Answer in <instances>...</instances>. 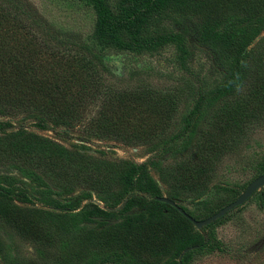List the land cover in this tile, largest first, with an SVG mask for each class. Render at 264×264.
Here are the masks:
<instances>
[{
    "label": "trees",
    "instance_id": "trees-1",
    "mask_svg": "<svg viewBox=\"0 0 264 264\" xmlns=\"http://www.w3.org/2000/svg\"><path fill=\"white\" fill-rule=\"evenodd\" d=\"M91 1L97 13L94 39L129 50L154 49L168 38L178 42L186 29L165 35L149 30L155 14L175 9L191 21L197 41L219 63L230 58L221 84L198 91L193 108L177 116L164 98L171 91L148 74L118 79L88 44L58 37L16 0H0V165L41 172L68 191L105 194L114 203L123 201L121 210L142 208L118 222L102 221L88 229L85 243L99 262L116 256L127 264H158L163 255L177 263L186 248L207 246L201 231L212 222L196 228L176 207L155 197L163 195L161 184L177 203L200 197L215 181L221 162L264 128V51L251 46L249 34L235 42L231 34L219 32L230 14L242 16L245 30L264 27V0H120L117 12L108 0ZM11 120L21 121L19 129L7 131ZM25 120L62 134L70 143L98 140L144 147L154 154L134 163L82 153L74 143L63 146L25 129ZM177 121L184 126L174 131ZM168 158L176 161L169 170L163 167ZM11 194L28 198L20 190L0 187V224L49 254L53 232L33 210L15 204ZM225 204L223 200L215 208ZM91 211L106 213L95 204ZM85 257L77 251L56 261L83 264L89 261ZM25 264L46 262L30 258Z\"/></svg>",
    "mask_w": 264,
    "mask_h": 264
},
{
    "label": "rangeland",
    "instance_id": "rangeland-1",
    "mask_svg": "<svg viewBox=\"0 0 264 264\" xmlns=\"http://www.w3.org/2000/svg\"><path fill=\"white\" fill-rule=\"evenodd\" d=\"M16 1L46 30L58 37L92 47L101 55L116 78L135 79L144 73L154 83H161L159 85L163 89L171 91L164 98L172 102L177 116L185 115L193 108L198 91H209L221 84L224 77L223 66L230 62V58L225 57L219 63L212 50L197 41L191 21L173 8H165L155 14L150 20L149 30H158L159 34L165 35L169 32L183 33L186 29L187 33L178 42L168 38L154 49L129 50L100 44L94 39L97 13L91 0ZM119 2L120 0H108L110 9L117 12ZM219 32L231 34L235 42L249 34L253 37L251 46L257 51H264V27L245 30L242 16L230 14L221 24ZM178 90L181 93H177ZM206 103L203 104L207 105ZM20 124V120H11V125L6 129L17 130ZM23 125L25 129L50 137L63 146L71 147L74 143L73 147L82 153L97 156L103 154L113 160L140 163L154 154L144 147L112 145L98 140L91 143L73 140L70 143L62 138V134L42 130L31 120L23 121ZM183 126L181 121H177L174 131ZM175 162L172 158L164 160V169L169 170ZM263 164L264 128H260L244 140L235 153L221 162L215 181L205 193L198 198L181 200L178 204L193 217L199 219L207 216L217 210L215 207L221 201L225 200L227 204L234 200L253 178L264 172ZM0 187L24 192L28 197L26 200L11 194L13 202L33 210L46 222L54 235V243L49 249L51 252L44 254L0 224V264H25L30 258L42 259L46 264H57V258L77 251L89 257V261L83 264H127L126 259L116 256L99 262L85 243L86 235L88 229L99 222L115 223L126 214L141 212L142 208L139 206L121 210L123 201L114 203L107 195L89 189L68 191L49 176L20 168L13 163L0 165ZM160 187L162 194L166 196L164 185L161 184ZM91 204L97 205L106 213L92 214ZM201 234L207 238V246L186 248L176 259L177 263L170 262L168 256L161 255L158 264H264V185L243 204L213 221ZM182 256L184 259L180 261Z\"/></svg>",
    "mask_w": 264,
    "mask_h": 264
},
{
    "label": "water",
    "instance_id": "water-1",
    "mask_svg": "<svg viewBox=\"0 0 264 264\" xmlns=\"http://www.w3.org/2000/svg\"><path fill=\"white\" fill-rule=\"evenodd\" d=\"M264 185V172L257 175L255 178H253L247 186L244 188V190L231 202L227 203L211 215L203 218V219H196L192 215H190L188 212L184 210L175 200H172L168 198L165 195L156 196L155 199L158 201L166 202L174 207H176L179 212H181L186 218H188L193 225L196 228H201L204 225H207L216 219L220 218L224 214H226L228 211L232 210L236 206H239L243 204L256 190H258L260 187Z\"/></svg>",
    "mask_w": 264,
    "mask_h": 264
}]
</instances>
